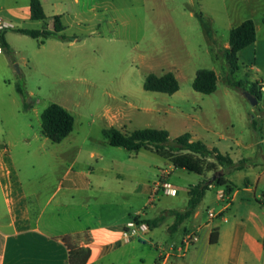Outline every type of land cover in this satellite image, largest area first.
Here are the masks:
<instances>
[{"label":"rangeland","instance_id":"374dc122","mask_svg":"<svg viewBox=\"0 0 264 264\" xmlns=\"http://www.w3.org/2000/svg\"><path fill=\"white\" fill-rule=\"evenodd\" d=\"M26 2L0 0V11ZM46 5L47 20L23 27L53 29L51 16L59 13L68 21L65 33L76 40L34 39L16 33L10 35L13 54L0 53V137L27 140L21 152L27 151L34 164L29 170L34 186L46 194L75 161V170H95L94 179L110 183L111 199L142 207L150 196V207H156L150 217H154L164 209L185 207L184 189L205 177L174 169L166 183L177 188L178 196L162 191L137 195L134 190L149 183L152 189L161 180L168 169L164 159L147 149L114 147L105 130L115 127L126 134L166 130L172 141L194 131L200 141L216 143L227 152L233 141L249 145L264 137V90L253 107L242 90L226 81L227 77L259 78L257 71H250L253 63L255 70L264 73V0H80L77 4L46 0ZM249 19L257 27L256 51L240 53L239 70L230 76L226 60L230 33ZM201 69L214 70L220 78L218 90L211 95L193 88ZM168 72L177 77L179 92L145 90L149 74ZM54 103L75 119L74 131L59 144L42 133V114ZM239 152L248 157L253 151ZM215 193L211 191L208 201ZM93 196L94 202H103L100 193Z\"/></svg>","mask_w":264,"mask_h":264},{"label":"crops","instance_id":"0c3cea01","mask_svg":"<svg viewBox=\"0 0 264 264\" xmlns=\"http://www.w3.org/2000/svg\"><path fill=\"white\" fill-rule=\"evenodd\" d=\"M30 3L29 0L0 11L3 15L0 17L13 26L6 34L12 50L15 48L10 35L37 21L32 19ZM41 3L48 19L46 0ZM56 16L61 17L62 34L67 36L66 15L51 16L53 21ZM43 30L53 31L54 27ZM256 45L257 41L241 53L252 49L255 52ZM0 48V53H6ZM253 64L250 71H257L259 78L251 81L259 82L264 90V73L255 70ZM186 133L191 135L192 141H200L194 131L181 134ZM233 142L234 147L229 146V152L218 148L216 143H205L210 149L216 148L229 155L235 163L247 160L243 170L225 173L232 189L227 192L224 187L212 186L192 216L174 229L176 218L170 212L187 209L190 187L184 189L187 195L185 207L164 209L159 215L150 217L156 208L150 207V196L142 207L111 199L108 196L112 191L110 183L94 179L95 170H75L73 161L46 194L42 188L34 186V177L29 171L32 159L27 151L21 152L20 146H27V140L0 137V264H70L69 250L64 242L66 236L76 238L77 246L90 251L87 264H264V137L249 145L239 140ZM243 148L252 150V155H239ZM164 163L168 169L161 174V180L154 183V188L151 189L149 183L133 193L155 195L156 185L166 183L167 176L174 169L178 170L169 160L164 159ZM213 176L208 173L201 177L210 179ZM173 188L176 193L169 195L178 196L179 191ZM213 190L216 193L208 201ZM94 193H100L103 202H94ZM216 208H219L217 212L213 211ZM209 212L215 217L211 218ZM164 214L167 217L159 227H149V232L129 240L123 238L125 226L135 218L153 220ZM194 231L200 239L194 247H188L185 238ZM215 231L218 239L213 243ZM179 233L180 237L177 236Z\"/></svg>","mask_w":264,"mask_h":264},{"label":"trees","instance_id":"16d2710c","mask_svg":"<svg viewBox=\"0 0 264 264\" xmlns=\"http://www.w3.org/2000/svg\"><path fill=\"white\" fill-rule=\"evenodd\" d=\"M31 15L33 20L44 21L47 19L41 0H30ZM7 29L0 33V46L8 54L12 55L13 50L7 39ZM16 32L30 36L34 39H50L58 38L63 41L73 40V37H67L62 34L64 25L61 17L54 18V30H28L16 29ZM257 41V27L252 19L244 21L237 27H234L230 33L229 48L226 51V60L230 71V76L239 70V54L247 47L253 45ZM219 76L214 70L201 69L197 72L193 83L195 91L204 95H211L218 89ZM227 84L243 92L251 93L260 102L263 98L262 85L259 82L249 80L235 81L231 77H227ZM145 90L151 92L166 93L174 95L180 90V83L174 73L168 72L162 76L149 74L146 77ZM20 93L25 95L22 87H18ZM42 133L50 139L54 144L62 143L75 128V119L71 112L59 104L49 105L42 114ZM253 127L258 130L259 124L254 119ZM104 135L109 139L110 145L114 147H123L129 151L139 152L142 149L154 151L164 159L173 163L175 168L184 169L190 173L205 176L213 173L210 179H203L197 185H193L189 189V203L184 212L171 211L170 215L175 216L176 229L182 222L189 219L196 208L201 204L207 192L212 186L224 187L229 192L232 185L225 177L227 171L243 170L248 162L242 160L235 163L229 156L221 153L218 149H210L202 141H192L189 133L170 139V134L166 130L159 129H142L136 130L130 134L123 133L121 130L112 127L104 131ZM222 174V176H221ZM164 214L153 220L141 221L135 218L136 222H144L150 228L159 227L166 219ZM218 234L214 232L212 242H217ZM64 242L69 250L70 264H87L90 257L88 249L80 248L76 245V238L70 236L64 237Z\"/></svg>","mask_w":264,"mask_h":264},{"label":"built area","instance_id":"2783aa9c","mask_svg":"<svg viewBox=\"0 0 264 264\" xmlns=\"http://www.w3.org/2000/svg\"><path fill=\"white\" fill-rule=\"evenodd\" d=\"M12 24L8 23L4 18L0 17V33L3 32L6 29L12 28ZM1 50V48H0ZM164 192L167 194H175L176 190L168 183H163L160 182L159 184L156 185L155 188V194L159 193V192ZM209 216L211 218L215 217V214L213 212H209ZM150 228L149 226L144 223V222H136V221H131L129 222L124 230H123V238L125 240H129L132 237H136L139 236L141 234H145L147 232H149ZM200 237L198 232L194 231L192 233H189L186 238H185V245L188 247H194L198 241H199Z\"/></svg>","mask_w":264,"mask_h":264},{"label":"water","instance_id":"95a60500","mask_svg":"<svg viewBox=\"0 0 264 264\" xmlns=\"http://www.w3.org/2000/svg\"><path fill=\"white\" fill-rule=\"evenodd\" d=\"M244 95L246 96V98L249 100V102L252 104L253 107H256L259 104V101L256 97H254L251 93L245 91ZM222 176V174H221ZM217 177L214 176V179H216Z\"/></svg>","mask_w":264,"mask_h":264}]
</instances>
